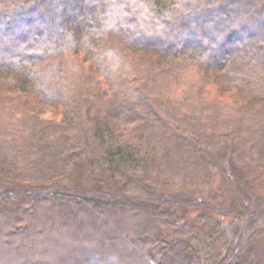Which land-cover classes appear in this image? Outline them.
<instances>
[{"label":"trees","instance_id":"16d2710c","mask_svg":"<svg viewBox=\"0 0 264 264\" xmlns=\"http://www.w3.org/2000/svg\"><path fill=\"white\" fill-rule=\"evenodd\" d=\"M262 181L264 0H0V234L38 243L24 264H264Z\"/></svg>","mask_w":264,"mask_h":264},{"label":"rangeland","instance_id":"374dc122","mask_svg":"<svg viewBox=\"0 0 264 264\" xmlns=\"http://www.w3.org/2000/svg\"><path fill=\"white\" fill-rule=\"evenodd\" d=\"M209 82H212V80H210ZM197 90H198V87L194 86L193 87V93ZM218 91H222L224 94H219ZM179 92H180V89L176 91V93H179ZM204 92H205V96H207L210 99L208 101L210 104L209 105L210 108H211V106L216 107L215 109L218 112V115L220 114L222 116V117H220V115L217 116V118L219 120H231L232 121V120H236V119L240 118L239 110L237 108V106H239V103L237 104V102H236V97L239 93V88L237 87V85L233 86V87H229L228 89H225L223 86L217 85L216 83H207V84H204ZM220 95H222L223 97H221ZM213 99H215V100H213ZM39 107H40L39 111L43 112V114L50 115V116L52 115V112L54 110L53 107L48 106V105H42ZM216 111L214 110L213 112H216ZM229 169H230L231 173H233V176L235 175V177L238 179L236 172L235 173L233 172L234 168H232V166H231V168L229 167ZM248 187H251V189L249 188V191H247L249 194L248 198L250 201L248 204V207L250 206L251 210L252 209L257 210L260 203L264 204V182L262 181L260 183H257L256 186H253V187L248 186ZM242 188H244L246 190L247 186L242 185ZM201 194H202V192L199 189L198 190H195V189L192 190L191 189L188 196L195 195V197H196L197 195H199V197H201L200 196ZM184 196H187V195L184 194ZM252 205H254V207H252ZM43 207L44 206L42 204L36 209L42 210ZM29 210L31 212L32 209H29ZM233 221L234 220H231V219L228 220L227 225L229 228L232 226L231 222H233ZM49 227L50 228L46 231V234L48 236H50L51 238L56 237V239H57L61 236H64V233L66 230L61 228L58 221H55V222L53 221L51 226H49ZM7 229H9V228H7ZM40 229L41 228H38V227L33 228V230H36L39 233H40ZM7 233L8 232H5L4 234H0V264H24V262H23L24 258H21V257H24L25 254L27 255L29 253H32L33 251L31 249L34 248V246H36L38 243L32 242V243H29L28 246H24V245H22L21 241H19L18 239H17L18 241L15 240V237H13V236L7 237L5 235ZM43 234H45V233L43 232L39 238H41V236ZM38 235H36V236H38ZM34 240H35V238L32 241H34ZM257 242H259L255 245L257 251L259 252V254H264V238H261ZM38 259L42 260L41 261L42 264H54V262L57 263L56 255L55 254L53 255V253L51 251H48V253L44 254V256L42 258L39 257ZM109 261L110 262H108L107 264H117V262L112 261L111 259Z\"/></svg>","mask_w":264,"mask_h":264}]
</instances>
